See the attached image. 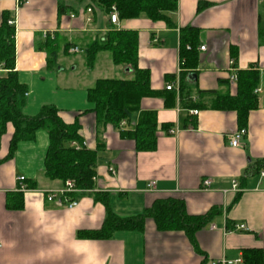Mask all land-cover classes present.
<instances>
[{
	"label": "crops",
	"instance_id": "1",
	"mask_svg": "<svg viewBox=\"0 0 264 264\" xmlns=\"http://www.w3.org/2000/svg\"><path fill=\"white\" fill-rule=\"evenodd\" d=\"M88 1L29 0L15 8L13 0H0V20L5 13L14 18V71L26 86L23 114L31 116L41 106L53 105L64 122L77 118L87 148L102 144L93 188L70 193L77 203L68 208L40 193L63 185L43 175L46 131L17 142L7 156L13 127L6 125L0 137V264H209L220 258L242 259L244 249L261 250L264 264V175L254 169L264 158V0H202L208 5L199 11V0H176V10L170 13L173 27L144 16L114 25L138 32V66L148 69L155 92L140 101L129 121L133 127L141 110L155 113L156 144L147 151L136 150L133 140L111 124H97L88 110L86 89L97 79L89 75L110 58L99 53L91 69L82 60L78 65L59 55L54 65L48 64V39L61 40L58 49L68 42L69 48L80 51L86 35L112 25L108 15L89 7ZM101 14L105 26L99 24ZM185 26L199 30L197 64L181 79L188 99L178 93L179 29ZM249 67L258 70V104L248 114L242 146L232 147L228 136L241 131L236 113L216 107L215 100L234 95L236 82H229L230 74ZM111 69L127 75L120 66ZM168 83L173 84L169 90ZM194 103L196 107L189 106ZM19 176L28 186L25 191L18 188ZM205 178L211 180L209 187L202 185ZM232 181L238 190L232 189ZM94 193H106L119 216L139 214L166 197L182 199L188 214H212L195 232V244L183 231L156 229L150 218L140 231L117 230L105 239L80 237L79 231L98 229L105 218ZM239 223L245 231H227Z\"/></svg>",
	"mask_w": 264,
	"mask_h": 264
},
{
	"label": "trees",
	"instance_id": "2",
	"mask_svg": "<svg viewBox=\"0 0 264 264\" xmlns=\"http://www.w3.org/2000/svg\"><path fill=\"white\" fill-rule=\"evenodd\" d=\"M83 0H80L82 2ZM88 5L95 6L106 15L115 8L118 20H126L144 16L152 21H163L168 27L174 23L170 13L176 10V0H89ZM208 3L199 0L197 11ZM88 7V6H87ZM9 13L3 14L0 20V137L9 123L13 132L9 140L7 156H11L19 141L32 140L36 131L43 129L47 133L48 144L43 158V175L50 180H59L62 184L71 180L75 189L80 192L91 190L94 186L98 152L102 150L101 142L94 149L82 144L80 124L75 118L66 123L53 105H43L31 116L23 114L26 86L20 83L14 71V28L7 24ZM199 30L192 26L179 29V76L178 93L183 95L181 79L184 71L194 68L197 64L196 41ZM48 64L54 65L59 53L60 42L53 37L46 41ZM69 43L65 42L66 51ZM84 53V66L91 69L97 55L107 52L111 63L126 70V76L97 78L86 89V99L90 103L89 111L95 115L97 124H111L122 135L131 138L138 151L152 150L156 144V116L153 111L141 110L132 127L129 124L133 112L140 109V101L155 92L150 88L148 69L138 66V32L133 29H121L113 25L105 32L95 33L80 46ZM171 79V76L168 78ZM258 81V70L254 67L236 71L234 95H219L215 100L216 107L232 110L236 113L238 128H246L250 111L257 108V96L254 93ZM197 106V103L189 104ZM125 124L120 126V122ZM162 127L166 128V125ZM78 145V146H76ZM255 171H264V158L254 164ZM28 187V186H27ZM75 193V192H73ZM94 198L105 208V218L100 228L79 231L80 237L105 239L117 230H142L145 220H153L160 231H183L188 239L195 244V232L200 229L211 216L212 212L192 215L185 210L182 199L166 197L155 199L141 213L119 216L112 211L106 193H94ZM236 195L234 201L237 200ZM21 201L18 206H21ZM228 226L227 229L233 227ZM242 264H262V251L248 249L242 251Z\"/></svg>",
	"mask_w": 264,
	"mask_h": 264
},
{
	"label": "built area",
	"instance_id": "3",
	"mask_svg": "<svg viewBox=\"0 0 264 264\" xmlns=\"http://www.w3.org/2000/svg\"><path fill=\"white\" fill-rule=\"evenodd\" d=\"M14 4H15V8L17 7H20L22 5H25L29 2V0H13ZM90 8L87 7L85 9V11L87 12H90ZM71 17L74 16V14H71L70 15ZM108 19H109V22L110 24H112L113 26L115 24H117L118 22V17H117V13H116V10L114 7L111 8L110 10V13L108 15ZM7 24L10 25V26H14V18L13 17H9L7 19ZM200 49L203 50L204 49V46H200ZM78 51V47L77 46H71L69 49H68V52L70 53H74V52H77ZM229 82L230 83H235L236 82V72H232L228 78ZM173 87V84L172 83H168L166 85V89H171ZM258 91V89H254V92L256 93ZM193 113H196V110H193L192 111ZM125 124V120H122L120 122V126H123ZM170 133H174L175 131L173 130H169ZM242 135H243V131H235L234 133L230 134L228 136V144L232 147H241L242 144H241V138H242ZM82 144L85 146L84 142H82ZM78 146V145H76ZM260 175H264V171L261 170L260 172ZM24 180V177L23 176H19L18 177V182H19V186L18 188L22 191H25L27 190V186L24 184L23 182ZM211 183V180L208 179V178H205L202 180V185L204 187H209ZM231 187L233 190H238V184L237 182L235 181H232L231 182ZM73 192H80V190H77L75 189L74 185H73V182L71 180H66L62 187L60 189H57V190H52V191H40L41 194L44 195V197L46 198V200L48 201H54V200H57V202L59 204H62V205H65L66 207L68 208H71V207H74L76 205V201L73 200V199H70L69 197V194L70 193H73ZM211 228H214V225H211L210 226ZM246 227L243 223H239V224H234L232 228L230 229H227L228 232H232V231H245ZM242 259L241 258H238V259H235V260H226L224 258H220V259H217V260H211L209 262V264H242Z\"/></svg>",
	"mask_w": 264,
	"mask_h": 264
},
{
	"label": "rangeland",
	"instance_id": "4",
	"mask_svg": "<svg viewBox=\"0 0 264 264\" xmlns=\"http://www.w3.org/2000/svg\"><path fill=\"white\" fill-rule=\"evenodd\" d=\"M96 12H99V11H96ZM98 21L100 22L99 24H101V26H105V19L106 17L103 16L102 14L101 15H98ZM94 34V33H93ZM86 35V37L84 38V41L82 43H80L81 45L84 44V42H86V40H88L89 38H91V36L93 35ZM61 42V40H60ZM60 48V47H59ZM69 49V48H68ZM68 49L65 51L64 48L62 49H59V57H64L65 56V59L66 60H73V61H76L78 63V65L81 64V60L84 61V53L82 50L78 51L77 53L74 52L73 55H66L64 53H70L68 52ZM102 56H105L107 58H109V54L107 52H103L102 53ZM101 68L100 69H97V71L95 70L93 73H91L89 76L90 77H121L122 75L120 74H115L114 71H112L111 69V66L112 63L111 61H108L107 63H102V65H100ZM80 70H85V67L82 69L81 67L79 68Z\"/></svg>",
	"mask_w": 264,
	"mask_h": 264
}]
</instances>
